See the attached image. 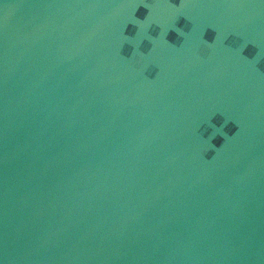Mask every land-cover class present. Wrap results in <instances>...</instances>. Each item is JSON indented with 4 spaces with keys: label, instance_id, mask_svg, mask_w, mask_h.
Returning a JSON list of instances; mask_svg holds the SVG:
<instances>
[{
    "label": "water",
    "instance_id": "95a60500",
    "mask_svg": "<svg viewBox=\"0 0 264 264\" xmlns=\"http://www.w3.org/2000/svg\"><path fill=\"white\" fill-rule=\"evenodd\" d=\"M0 264H264V0H0Z\"/></svg>",
    "mask_w": 264,
    "mask_h": 264
}]
</instances>
